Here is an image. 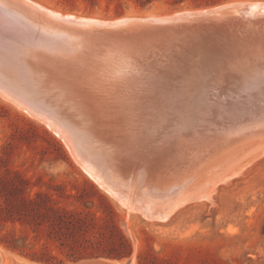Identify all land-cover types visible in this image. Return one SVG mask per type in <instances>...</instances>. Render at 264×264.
<instances>
[{
  "label": "bare ground",
  "instance_id": "6f19581e",
  "mask_svg": "<svg viewBox=\"0 0 264 264\" xmlns=\"http://www.w3.org/2000/svg\"><path fill=\"white\" fill-rule=\"evenodd\" d=\"M222 7L228 12L234 8L252 22L253 31H244L253 37L252 45L222 49L203 46L196 54L183 59L146 65L140 70L137 68L141 63L134 60L132 48L109 41L93 47L86 43L88 37L85 41L79 38L82 37L79 35L81 29L71 25L72 20L79 19L110 20L64 13L31 0H0V35L8 42L5 51L0 48L3 83H0V97L60 136L75 161L127 211L138 212L147 219L167 220L184 203H212L218 183L230 178V174L219 172L217 167L224 165L231 156L238 157L244 150L264 152V132H247L264 102V98L261 99L264 96V1L234 0L210 8L147 16L159 19ZM88 30L91 37L100 35L94 24ZM95 39L89 40L97 42L99 37ZM45 43L59 49L75 50L77 45L83 49L81 55L67 57L72 63L67 70L69 76L63 70L57 79L42 83L53 85L48 96L34 92L36 87H32L33 93L25 100L22 94H17L23 88L18 79L23 77L25 82L33 77L27 69L32 65L25 63L28 57L24 54L29 47ZM20 46L27 48L20 49ZM76 72L73 76L78 80L72 77ZM60 78L64 81H57ZM13 82L14 88H10ZM36 104L62 109L61 116L68 121L69 130L35 108ZM100 118L106 121L104 128L110 123L113 125V131L122 136L125 144L141 149L135 153L138 157L154 161L149 165L153 171L166 166L169 172L171 167V173L178 170V178L166 173L155 179L153 176L145 178L140 170L136 171L139 167L126 170L121 163L117 167L120 170L108 169V164L99 160L91 149L95 147L110 155L109 159L115 158L112 153L117 144L106 141L107 134L99 131ZM87 122H92L96 128V133L93 131L89 137L96 141L103 138L105 145L93 143L87 147L85 141L91 139L87 137L91 131L86 127ZM73 142L81 147L83 154ZM194 165L197 171L191 175ZM216 168L218 171H214ZM183 169L189 171V175L184 176ZM2 258L0 252V264H3ZM113 264H122V261Z\"/></svg>",
  "mask_w": 264,
  "mask_h": 264
},
{
  "label": "rangeland",
  "instance_id": "374dc122",
  "mask_svg": "<svg viewBox=\"0 0 264 264\" xmlns=\"http://www.w3.org/2000/svg\"><path fill=\"white\" fill-rule=\"evenodd\" d=\"M31 1L64 13L117 19L150 14L164 16L234 0H95L93 4L87 0ZM262 106L247 132H264V102ZM248 151L244 150L236 158L231 156L224 165L217 167L219 172L230 174V178L218 183L212 203L187 202L176 208L167 220L147 219L138 212L127 211L95 183L75 161L60 136L0 97V175H4L7 168L17 170L29 179L26 190L29 196L45 191L54 198L55 205L70 210L75 216L87 222L95 216L94 225L79 226L81 234L90 240L87 244L93 246L90 251H101L97 247L100 246L98 240L110 233L111 224L116 225L130 244V253L122 257H89L65 260L63 264L123 263L130 256L129 264H264V152ZM147 161L144 167L151 171L152 178L162 177L164 173L178 178L177 169L171 173L170 167L166 172L165 166L153 171L149 165L154 161ZM196 171L194 165L191 175ZM184 172V176L189 175V171ZM2 202L0 195V204ZM11 228L27 235L28 250L41 248L45 241L50 253L63 257L58 243L46 239L43 229L41 240L33 246L29 224L3 221L0 234ZM0 252L3 264H46L24 257L2 244Z\"/></svg>",
  "mask_w": 264,
  "mask_h": 264
},
{
  "label": "water",
  "instance_id": "95a60500",
  "mask_svg": "<svg viewBox=\"0 0 264 264\" xmlns=\"http://www.w3.org/2000/svg\"><path fill=\"white\" fill-rule=\"evenodd\" d=\"M125 17L117 19H104L106 21L110 20V22H96L89 20L85 21L80 19L72 20L71 25L78 26L81 29L79 31V35L82 36L79 38L85 41L84 39L88 37L86 43H88L89 45L92 44L93 47L102 41H109V43L112 44L121 43L127 45L126 47H129L130 49L132 48V50H134V52H132L134 60L137 63H141L139 65L141 67L138 66L137 68L140 70L145 68L146 65L147 67H150L155 65H162L165 63H171L176 58L183 59L189 55L196 54L198 52V49L203 46L216 49L228 48V46L239 48L252 45L255 42L254 40H251L253 39V37L248 36L244 32L246 31V29H248L247 31L250 32L253 31V28H251L252 22H248L247 17L239 15V11L234 10V8L233 11L229 10V12L227 11V9H224L222 7L220 9L217 8V10L212 9L203 12L175 15L173 17L159 19L149 17ZM91 24H94L95 29H97L98 33L100 34L98 36L99 40L97 42H91V40H89L98 38L97 36L91 37V34H89L90 31L88 30V28ZM85 31L88 32L87 35H84L86 34ZM262 38L264 39V35ZM77 46L78 47H76L75 50H69L65 48L59 49V47H55L54 45H50L47 43L43 45H35L34 48L29 47L28 53L24 54L25 57H28V59H25L24 61L27 65H32L31 67H27V69L30 71L29 75H31V77L33 78H27L28 80L26 79L25 82L23 81V77H20L18 79V81H21V84L23 86V88L19 90L20 93H17L18 96L22 94L23 98L25 100H28L27 95L29 93H33V91L36 93H43L45 95L47 94L48 96V94L52 92L51 89L53 86L49 85V82L57 79L61 75V71L63 72L64 70L67 72V70L72 67V63H69L70 61L67 57L71 56L70 59H72L75 56L81 55L80 52L83 47L80 45ZM7 47L8 42L6 41V38L2 37L0 39V48L5 51ZM21 48L27 47L20 46V49ZM13 52H15V50ZM13 56L12 59L14 60ZM76 71L78 72V70ZM77 72L72 74V77L77 79L76 76H73L76 75ZM67 75L69 76L70 74L67 72ZM24 78L26 77L24 76ZM59 80L64 81L63 78H60L57 81ZM69 80H73V78ZM44 81L49 82H47V84H42L44 83ZM1 82L2 79L0 77V83ZM54 84L56 85L55 82ZM14 85L15 83L13 82L10 88H14L12 87ZM32 87L36 88L32 91ZM34 107L38 110L44 111L46 114H48V116L52 117L54 121L61 123V126L64 129L68 128L69 130V126L66 123L68 121H64V119H62V109H60L58 106H54L56 110L50 107L49 104H36ZM98 122H100L98 126L101 127L99 128V131H102V133L107 134L108 136V138H106V141H113L115 144H117L115 146L114 153H112L115 156L114 160L109 159V154L108 157L105 152L102 151V154L101 152H99V150L94 149L95 147H91L93 143L101 145H105V143L102 141L103 138L99 137L100 139L96 141V139H93V137H89L90 135L92 136L93 131H95L96 133V128L94 127L92 122L91 124L87 122L86 127L91 130L88 131L89 133L87 137L91 139L90 142H85L88 145L87 147H91L93 151L95 150V153L97 154L99 160H102L103 162L108 164V169L114 168L116 170H120L119 168H117L120 163V166H123L126 170L134 169V167H139L138 169H136V171L140 170L142 174H144L145 178L150 177L151 172L148 173V170L144 167L145 162L147 161L146 157L142 159L138 157L139 155L137 156L135 154L138 153L137 151L140 152L141 149H137L132 145L125 144L122 136L120 137L118 133L113 131L114 128L111 123L109 124V126L105 125L106 127L104 128V124L106 122L105 119L100 118ZM102 128H104V132ZM73 143L75 144V148L77 149V151L83 154L81 151V147H79L76 142ZM130 261L131 256L126 260V262H123L122 264H129Z\"/></svg>",
  "mask_w": 264,
  "mask_h": 264
},
{
  "label": "trees",
  "instance_id": "16d2710c",
  "mask_svg": "<svg viewBox=\"0 0 264 264\" xmlns=\"http://www.w3.org/2000/svg\"><path fill=\"white\" fill-rule=\"evenodd\" d=\"M87 1L91 4L95 2ZM28 185L29 179L17 170L7 168L6 173L0 175V195L3 197L0 204V223L10 221L12 224H29L33 231V246L41 240L40 231L43 229L46 239L58 243L63 257L50 253L45 241L41 248L28 250L27 235L16 233L13 228L4 229L0 234V244L33 261L46 264H63L65 260L76 261L89 257H122L130 253L128 240L115 224H111L108 235L101 236L98 240L100 246L97 247L101 251H90L93 246L87 244L90 240L81 234L79 226L94 225L95 216L92 215L87 222L70 210L55 205L54 198L45 191H37L34 196H29L26 192Z\"/></svg>",
  "mask_w": 264,
  "mask_h": 264
}]
</instances>
